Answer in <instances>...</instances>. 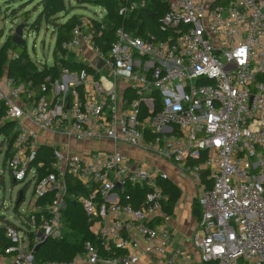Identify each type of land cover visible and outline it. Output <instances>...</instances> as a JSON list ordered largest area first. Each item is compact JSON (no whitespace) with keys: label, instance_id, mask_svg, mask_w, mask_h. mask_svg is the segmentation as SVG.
Masks as SVG:
<instances>
[{"label":"built area","instance_id":"1","mask_svg":"<svg viewBox=\"0 0 264 264\" xmlns=\"http://www.w3.org/2000/svg\"><path fill=\"white\" fill-rule=\"evenodd\" d=\"M124 1L122 14L164 0ZM165 1V38L120 27L104 50L82 18L52 65L83 67L49 75L40 94L0 76V127L12 125L6 165L14 180L34 185L22 227L6 225L12 264H35L37 244L63 235L69 177L87 189L71 196L81 199L94 238L73 259L41 264H264V0ZM42 146L52 149L49 159ZM151 157L175 163L201 187L196 257L162 221L160 181L169 176L151 168ZM130 185L145 194L135 197ZM4 206L0 199V223Z\"/></svg>","mask_w":264,"mask_h":264},{"label":"trees","instance_id":"2","mask_svg":"<svg viewBox=\"0 0 264 264\" xmlns=\"http://www.w3.org/2000/svg\"><path fill=\"white\" fill-rule=\"evenodd\" d=\"M85 2L93 3L100 6L105 10V16L102 20L97 18H91L92 26L87 28V32L93 34V36H103L98 39L99 44L104 50L109 48V44L116 36V31L120 27H124L126 30L132 32L137 36L150 37L152 34L158 36V38H165L166 34L160 29L159 17L168 9L167 1L149 2L147 7L139 8L127 13H120L121 8L125 5L124 0H85ZM43 10L38 17V22L43 18L50 24L53 23L55 27L56 42L54 53L58 51L61 42L73 36V30L78 26L81 21V15L74 13L66 21L59 22L54 21L58 14L67 11V5L65 0H42ZM84 29V26H82ZM11 52H18L19 57H11ZM70 67L72 70L83 67L81 64L72 62H59L52 66H47L43 70L37 69L33 65L32 59L29 56L26 47L17 45L13 42V36H9L2 47H0V76L7 73L14 77L18 82H24L27 88L34 89L37 94L41 93V83L45 80L46 75L51 77H59L63 67ZM32 81V85H30ZM5 114V108L0 104V120ZM11 123L0 127V135H11ZM40 157L49 159L52 154L50 147L42 146L40 148ZM11 152V139L9 140L8 148L6 150V160L12 156ZM197 163V162H195ZM44 174L45 171H40ZM208 170L203 171V181L207 186L212 185V180L208 178ZM15 181V180H14ZM164 193L169 194V200L167 206L168 211H172L173 205L180 196V191L173 186L168 180H161ZM31 185V182H27L22 189L24 196L27 188ZM76 191H83L87 193V189L77 183L73 178L69 177V195L65 199V206L63 209V221L64 232L59 238H48L37 251H35V257L37 263L41 264L47 260H70L77 254H83L85 252V242L89 238H94V235L89 229L90 217L86 214L82 201L79 197L73 198L71 194ZM127 192L138 195H144L146 189L142 186H128ZM140 192V194H138ZM25 198H23L24 200ZM51 199V198H46ZM141 198H132L135 205L139 203ZM166 206V207H167ZM15 211L19 213V206H15ZM3 217V216H2ZM3 224L0 225V254L7 253V248L12 245L11 240L6 236V225L13 224L7 218L3 220ZM34 236V235H33Z\"/></svg>","mask_w":264,"mask_h":264},{"label":"rangeland","instance_id":"3","mask_svg":"<svg viewBox=\"0 0 264 264\" xmlns=\"http://www.w3.org/2000/svg\"><path fill=\"white\" fill-rule=\"evenodd\" d=\"M65 1L68 10L58 14L54 21L64 22L74 13L80 14L81 18L90 19H103L105 16V10L93 3L85 2V0ZM42 10V0H0V47L9 36H14L15 28L24 22L26 24L25 42L21 46L27 48L33 65L40 70L53 64L56 42L53 23L49 24L44 18L39 22L37 20ZM8 144L9 138L0 135V199L5 202L2 215L5 214L13 224L22 227L26 215L29 216L32 212L30 202L33 199L34 185L31 184L27 188L25 199L21 202L19 213H17L14 208L18 193L25 187L30 177L25 181H14L5 162ZM186 220L191 224L192 214L186 215Z\"/></svg>","mask_w":264,"mask_h":264},{"label":"crops","instance_id":"4","mask_svg":"<svg viewBox=\"0 0 264 264\" xmlns=\"http://www.w3.org/2000/svg\"><path fill=\"white\" fill-rule=\"evenodd\" d=\"M62 138L64 139V137L60 134L54 136L56 141H60ZM78 147L81 148L80 145H78ZM122 148L133 158L142 156V153L136 148L128 145H122ZM148 157L149 156H145V159L148 160ZM150 165L151 168H157L159 171L166 172L169 176L166 180L172 183L173 186L180 191V196L173 205L172 211H168L169 208L167 203L169 200V194L165 193L166 198L163 203V211L166 214V217L163 218L162 221L174 230V238L176 242L184 244L187 251H190L193 254V257H196V253L192 248L191 238L193 237L198 225L199 214H195V208H199L198 197L201 194V187L198 182L192 179L189 173L181 170L171 161L151 157ZM188 214H192L193 217L191 224L186 220V215ZM2 218L4 220L7 216L4 215ZM3 222L4 221H2L0 225H2ZM12 261V253L0 254V264H12Z\"/></svg>","mask_w":264,"mask_h":264},{"label":"water","instance_id":"5","mask_svg":"<svg viewBox=\"0 0 264 264\" xmlns=\"http://www.w3.org/2000/svg\"><path fill=\"white\" fill-rule=\"evenodd\" d=\"M26 29V24L24 22H22L21 24H19L16 28H15V34L13 36V42L17 45H21L25 42V38H24V32ZM96 62L99 66H101L104 61L101 58H97ZM16 181V180H15ZM23 196H24V192L23 190H20L18 193V197L15 203V206H20L21 202L23 201ZM200 212L199 208L196 207L195 208V214L198 215ZM39 236H41V233H39ZM43 244V242H40L39 244H37V246L35 247V251H37L39 249V247ZM37 263V260H35V264Z\"/></svg>","mask_w":264,"mask_h":264}]
</instances>
